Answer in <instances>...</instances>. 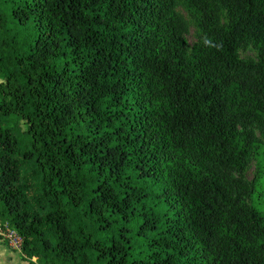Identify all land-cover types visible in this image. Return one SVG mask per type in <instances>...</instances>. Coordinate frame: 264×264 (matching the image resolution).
<instances>
[{
  "label": "trees",
  "instance_id": "1",
  "mask_svg": "<svg viewBox=\"0 0 264 264\" xmlns=\"http://www.w3.org/2000/svg\"><path fill=\"white\" fill-rule=\"evenodd\" d=\"M254 130L264 0H0V231L23 262L264 264Z\"/></svg>",
  "mask_w": 264,
  "mask_h": 264
},
{
  "label": "rangeland",
  "instance_id": "2",
  "mask_svg": "<svg viewBox=\"0 0 264 264\" xmlns=\"http://www.w3.org/2000/svg\"><path fill=\"white\" fill-rule=\"evenodd\" d=\"M177 11L185 18L187 22V41L190 48H192V46L198 40L199 29L190 19L186 10L179 6ZM222 20H224V16L222 17ZM238 58L243 62L257 63L259 61V54L251 44L247 43L243 44L239 48ZM254 136L264 147V137L257 130H254ZM244 175L248 182L253 185L252 193L247 198L246 204L253 206L261 215L264 216V148L260 149L258 154L251 157ZM3 238L4 242H0V264H18V262L21 260L18 254L15 253L19 251L18 238L11 232H7ZM8 252H11V254Z\"/></svg>",
  "mask_w": 264,
  "mask_h": 264
},
{
  "label": "crops",
  "instance_id": "3",
  "mask_svg": "<svg viewBox=\"0 0 264 264\" xmlns=\"http://www.w3.org/2000/svg\"><path fill=\"white\" fill-rule=\"evenodd\" d=\"M1 247H4V246H1ZM8 248V247H7ZM9 249V248H8ZM10 250V249H9ZM9 254H11V252H8ZM14 253V252H13ZM15 253H17L18 254V256L20 257V251H17V252H15ZM20 259H21V257H20ZM32 262H34V260H32ZM18 264H27L26 262H23L22 261V259L18 262Z\"/></svg>",
  "mask_w": 264,
  "mask_h": 264
},
{
  "label": "built area",
  "instance_id": "4",
  "mask_svg": "<svg viewBox=\"0 0 264 264\" xmlns=\"http://www.w3.org/2000/svg\"><path fill=\"white\" fill-rule=\"evenodd\" d=\"M7 232H11V231L6 230V231L3 232V233H1V231H0V235H1L2 237H4V235H5ZM11 233L15 234L14 232H11ZM15 236H16V234H15ZM16 237H17V236H16ZM17 238H18V237H17ZM18 240H19V238H18ZM19 248H20V240H19Z\"/></svg>",
  "mask_w": 264,
  "mask_h": 264
}]
</instances>
